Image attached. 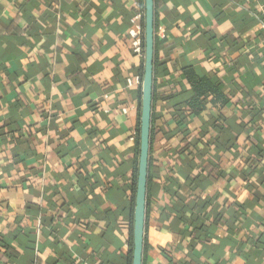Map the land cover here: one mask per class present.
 Returning a JSON list of instances; mask_svg holds the SVG:
<instances>
[{
  "label": "crops",
  "instance_id": "0c3cea01",
  "mask_svg": "<svg viewBox=\"0 0 264 264\" xmlns=\"http://www.w3.org/2000/svg\"><path fill=\"white\" fill-rule=\"evenodd\" d=\"M139 11L0 0L1 264H129ZM152 114L143 264H264V0H155Z\"/></svg>",
  "mask_w": 264,
  "mask_h": 264
},
{
  "label": "water",
  "instance_id": "95a60500",
  "mask_svg": "<svg viewBox=\"0 0 264 264\" xmlns=\"http://www.w3.org/2000/svg\"><path fill=\"white\" fill-rule=\"evenodd\" d=\"M145 65L142 85L140 155L135 195L132 264H143L151 124L154 97L155 0H145Z\"/></svg>",
  "mask_w": 264,
  "mask_h": 264
},
{
  "label": "trees",
  "instance_id": "16d2710c",
  "mask_svg": "<svg viewBox=\"0 0 264 264\" xmlns=\"http://www.w3.org/2000/svg\"><path fill=\"white\" fill-rule=\"evenodd\" d=\"M144 19H145V17L143 18L142 29H143V47H144L143 55L145 57V40H144L145 24H144ZM184 74H185L187 79H190L192 86L194 88V93H195L194 96L187 101L186 106L189 110H191V112L197 114L198 112H201L205 106L203 103V97L207 94V92L214 91V92L218 93V89H217L218 87H214V85L210 82L209 79L200 77L195 72H193L189 69H185ZM143 76H144V73H143ZM188 77H190V78H188ZM174 94H177V92H175L173 94H171V93L170 94H164L165 99L170 100L173 96H175ZM155 95H156V92H155ZM155 98H156V96H155ZM153 99H154V97H153ZM139 117H140V115H139ZM140 118H139V126H138V142L140 141V126H141V124H140L141 119ZM152 120H153V114H152ZM184 120H186V116H185ZM137 152H138V160H139L140 142L138 143V151ZM138 160H137V165H136L135 173H134V183H133L134 189H133V196H132V200H131V202H132V207H131L132 214H131V216L132 217H131L130 239H129V247H130L129 256H128L129 264H132V258H133V224H134L135 195H136L138 166H139ZM0 264H1V262H0Z\"/></svg>",
  "mask_w": 264,
  "mask_h": 264
},
{
  "label": "built area",
  "instance_id": "2783aa9c",
  "mask_svg": "<svg viewBox=\"0 0 264 264\" xmlns=\"http://www.w3.org/2000/svg\"><path fill=\"white\" fill-rule=\"evenodd\" d=\"M246 1H255V0H246ZM144 18V14L140 11L137 12L131 19L132 27L130 29V36L132 38L131 46L132 50L136 53H143V29L139 25V21Z\"/></svg>",
  "mask_w": 264,
  "mask_h": 264
}]
</instances>
